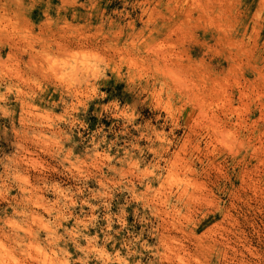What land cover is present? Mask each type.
I'll return each mask as SVG.
<instances>
[{
  "label": "rangeland",
  "instance_id": "obj_1",
  "mask_svg": "<svg viewBox=\"0 0 264 264\" xmlns=\"http://www.w3.org/2000/svg\"><path fill=\"white\" fill-rule=\"evenodd\" d=\"M0 264H264V0H0Z\"/></svg>",
  "mask_w": 264,
  "mask_h": 264
}]
</instances>
